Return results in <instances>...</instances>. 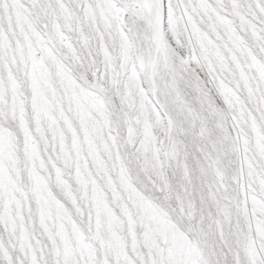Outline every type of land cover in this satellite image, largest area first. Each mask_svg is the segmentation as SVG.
<instances>
[{
    "label": "snow or ice",
    "instance_id": "obj_1",
    "mask_svg": "<svg viewBox=\"0 0 264 264\" xmlns=\"http://www.w3.org/2000/svg\"><path fill=\"white\" fill-rule=\"evenodd\" d=\"M0 264H264V0H0Z\"/></svg>",
    "mask_w": 264,
    "mask_h": 264
}]
</instances>
